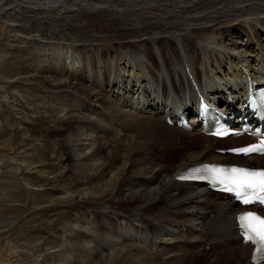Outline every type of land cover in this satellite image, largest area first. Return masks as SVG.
<instances>
[{
  "label": "bare ground",
  "instance_id": "6f19581e",
  "mask_svg": "<svg viewBox=\"0 0 264 264\" xmlns=\"http://www.w3.org/2000/svg\"><path fill=\"white\" fill-rule=\"evenodd\" d=\"M26 5L65 18L89 13L94 17L89 24L97 29L114 24L110 27L123 25L126 33L148 32L137 39V46L125 43L118 49V73L108 54H98L92 58L94 64L81 56L82 61L67 70L57 59L32 76L45 83L41 87L32 82L30 103L49 109L51 120L64 132L61 157L66 155L68 162L59 166L75 181V199L90 201L100 213L96 225L102 233L112 223L113 235L135 236L134 244L111 255L88 247L80 248L78 257L66 253L64 264H255L253 245L242 240L236 222V213L245 207L204 184L176 178L200 161L263 166L264 155L217 151L253 137L218 138L200 128L168 124L164 116L176 114V106L167 100L166 76L178 107L193 110L197 94L192 75L201 87L206 78V87L214 88L222 80H239L264 67V0H0V13L15 16ZM12 21L10 26L19 30L26 24ZM74 92L86 98L81 110L65 112L49 101L58 94L71 98ZM112 92L120 98L111 99ZM228 92L222 93V109L231 112L239 107L242 91ZM62 112L65 118L59 116ZM102 207L109 208L108 220ZM122 217L130 219L129 226L120 222L118 227L116 218Z\"/></svg>",
  "mask_w": 264,
  "mask_h": 264
},
{
  "label": "rangeland",
  "instance_id": "374dc122",
  "mask_svg": "<svg viewBox=\"0 0 264 264\" xmlns=\"http://www.w3.org/2000/svg\"><path fill=\"white\" fill-rule=\"evenodd\" d=\"M88 14L76 13L65 18L52 11L32 10L29 5L15 16L0 13V264H64L65 254L78 257L80 248L96 249L104 256L135 242L131 232L128 236L113 235L115 227L107 221L111 231L102 233L96 225L99 212L92 203L75 199V181L59 166L68 162L66 155L62 158L64 132L51 120L49 109L30 103L27 97L29 90H33L29 87L32 82L44 86L42 79L33 77L45 64L58 59L67 70L75 61L81 62L82 57L92 63L98 54H108L113 71L118 73L122 63L118 49L125 43L137 46V39L148 35L146 30L126 33L123 25L97 29L89 24L94 17ZM14 20L26 23L22 30L10 26ZM151 45L156 47L157 43L152 41ZM148 57L153 58L154 53L149 51ZM82 96L77 92L71 98L58 94L49 101L65 112L81 110L86 102ZM109 97L117 100L120 95L112 92ZM181 137L183 141L189 140L188 136ZM108 210L102 209L106 220ZM116 220L118 227L120 222L130 225L128 217Z\"/></svg>",
  "mask_w": 264,
  "mask_h": 264
},
{
  "label": "snow or ice",
  "instance_id": "6c2138e0",
  "mask_svg": "<svg viewBox=\"0 0 264 264\" xmlns=\"http://www.w3.org/2000/svg\"><path fill=\"white\" fill-rule=\"evenodd\" d=\"M255 103L253 101V104ZM261 104H264V98H261ZM216 135H227V132H218ZM231 151L245 155L264 154V140ZM192 171L197 175L178 178L205 179L214 185L219 184L223 191L233 194L244 205H264V169L204 165ZM238 222L244 242L253 245L259 260H264V214L246 211L239 215Z\"/></svg>",
  "mask_w": 264,
  "mask_h": 264
}]
</instances>
